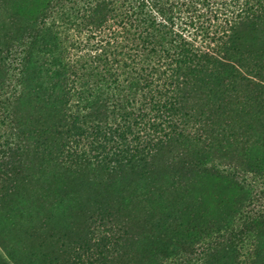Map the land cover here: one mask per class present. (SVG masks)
Returning <instances> with one entry per match:
<instances>
[{"label": "trees", "instance_id": "trees-1", "mask_svg": "<svg viewBox=\"0 0 264 264\" xmlns=\"http://www.w3.org/2000/svg\"><path fill=\"white\" fill-rule=\"evenodd\" d=\"M0 132V264H264V0H0Z\"/></svg>", "mask_w": 264, "mask_h": 264}, {"label": "rangeland", "instance_id": "rangeland-1", "mask_svg": "<svg viewBox=\"0 0 264 264\" xmlns=\"http://www.w3.org/2000/svg\"><path fill=\"white\" fill-rule=\"evenodd\" d=\"M4 140V134L0 132V156L2 155ZM226 196L227 186L221 183L213 185L201 183L194 190V197L198 199L202 197L208 200L206 205L210 202L215 203L221 199L224 200ZM19 213V209L9 213L0 209V245L4 246L5 249L13 247L14 254L18 257L24 254L25 240L22 234L23 218L19 217ZM52 221L55 222L58 231L66 229L69 222L66 215L58 212L53 214Z\"/></svg>", "mask_w": 264, "mask_h": 264}]
</instances>
